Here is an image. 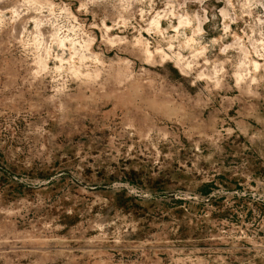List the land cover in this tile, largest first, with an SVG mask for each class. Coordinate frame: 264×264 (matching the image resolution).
<instances>
[{"label": "rangeland", "instance_id": "obj_1", "mask_svg": "<svg viewBox=\"0 0 264 264\" xmlns=\"http://www.w3.org/2000/svg\"><path fill=\"white\" fill-rule=\"evenodd\" d=\"M0 264H264V0H0Z\"/></svg>", "mask_w": 264, "mask_h": 264}]
</instances>
